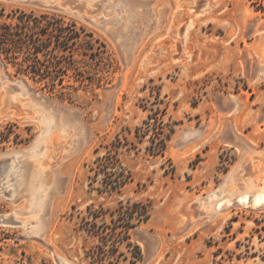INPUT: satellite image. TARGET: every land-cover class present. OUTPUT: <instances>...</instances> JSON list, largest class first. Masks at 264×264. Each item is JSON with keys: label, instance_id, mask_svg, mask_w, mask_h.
<instances>
[{"label": "rangeland", "instance_id": "1", "mask_svg": "<svg viewBox=\"0 0 264 264\" xmlns=\"http://www.w3.org/2000/svg\"><path fill=\"white\" fill-rule=\"evenodd\" d=\"M2 8L61 13L109 54L83 68L95 83L65 93L0 59V216L13 218L0 223V264H89L76 214L104 200L89 191V165L118 137L135 179L128 191L154 205L133 233L139 264H264V203L253 202L264 190V0H0ZM158 137L167 147L154 157ZM174 166V178L165 175ZM138 182L147 189L135 193Z\"/></svg>", "mask_w": 264, "mask_h": 264}, {"label": "trees", "instance_id": "2", "mask_svg": "<svg viewBox=\"0 0 264 264\" xmlns=\"http://www.w3.org/2000/svg\"><path fill=\"white\" fill-rule=\"evenodd\" d=\"M108 54L105 41L61 13L23 8L0 11V59L12 65L16 74L26 76L43 89L65 93L67 87L78 90L95 83L93 75L83 68L94 62L106 64ZM68 77L75 83L66 84ZM145 123L151 126L150 121ZM152 142L150 154L165 155L166 139ZM124 144L118 137L112 150L97 156L95 165H89V191L104 199L93 201L76 214L74 230L86 243L84 261L89 264H139L144 259V251L133 233L149 221L154 205L128 191L135 179L119 156ZM168 174L174 178L175 166L170 172L165 168V175ZM137 185L135 193L147 189L146 184ZM71 215L74 220V212Z\"/></svg>", "mask_w": 264, "mask_h": 264}, {"label": "bare ground", "instance_id": "3", "mask_svg": "<svg viewBox=\"0 0 264 264\" xmlns=\"http://www.w3.org/2000/svg\"><path fill=\"white\" fill-rule=\"evenodd\" d=\"M17 113V112H16ZM0 114L2 115V113L0 112ZM257 167V165L255 166ZM210 196H206L205 198L200 199L201 203H200V208L203 209L204 204H206V202L209 200ZM239 204H243V205H248L250 202V196L249 195H240L239 197ZM253 202L254 204H256V206H261L264 203V190L262 192H259L254 198H253ZM231 204V203H230ZM222 206V204L220 205V207Z\"/></svg>", "mask_w": 264, "mask_h": 264}, {"label": "water", "instance_id": "4", "mask_svg": "<svg viewBox=\"0 0 264 264\" xmlns=\"http://www.w3.org/2000/svg\"><path fill=\"white\" fill-rule=\"evenodd\" d=\"M60 5L62 4V6H65L63 3H59ZM3 158H2V160H4V159H9L8 157L9 156H2ZM197 203H198V206L200 207V203H201V201H200V199L199 200H197ZM13 218H10V217H8V216H0V223H7V222H9V221H11ZM67 264H73V263H71V262H67Z\"/></svg>", "mask_w": 264, "mask_h": 264}]
</instances>
